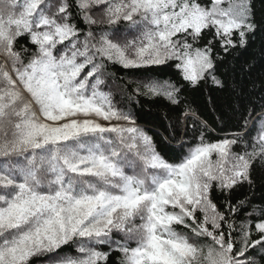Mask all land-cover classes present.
<instances>
[{
    "label": "snow or ice",
    "instance_id": "snow-or-ice-1",
    "mask_svg": "<svg viewBox=\"0 0 264 264\" xmlns=\"http://www.w3.org/2000/svg\"><path fill=\"white\" fill-rule=\"evenodd\" d=\"M258 31L254 0H0V264H264Z\"/></svg>",
    "mask_w": 264,
    "mask_h": 264
},
{
    "label": "trees",
    "instance_id": "trees-1",
    "mask_svg": "<svg viewBox=\"0 0 264 264\" xmlns=\"http://www.w3.org/2000/svg\"><path fill=\"white\" fill-rule=\"evenodd\" d=\"M258 10V18L264 15V4L261 0H254ZM235 59L240 65L248 64L250 73L245 78L246 80H254L259 82L264 79V32L258 31L257 34L249 41V46L246 50H238L235 54ZM188 101L192 107L196 109L204 118L210 122L215 118L216 113L213 112V105L221 107L229 103L231 98L225 94L212 91L210 89L191 90L187 93ZM119 100V96H117ZM163 105L146 104L142 113L141 119L149 124L160 123L163 115ZM261 173H257V183L255 186L254 198L259 199L264 195V187H261Z\"/></svg>",
    "mask_w": 264,
    "mask_h": 264
}]
</instances>
